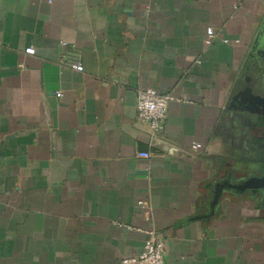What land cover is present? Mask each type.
Instances as JSON below:
<instances>
[{
  "label": "crops",
  "instance_id": "obj_1",
  "mask_svg": "<svg viewBox=\"0 0 264 264\" xmlns=\"http://www.w3.org/2000/svg\"><path fill=\"white\" fill-rule=\"evenodd\" d=\"M150 86L175 97L155 137ZM240 93L264 97V0H0V264H117L146 231L165 264H264V189L236 187L264 174V113Z\"/></svg>",
  "mask_w": 264,
  "mask_h": 264
},
{
  "label": "built area",
  "instance_id": "obj_2",
  "mask_svg": "<svg viewBox=\"0 0 264 264\" xmlns=\"http://www.w3.org/2000/svg\"><path fill=\"white\" fill-rule=\"evenodd\" d=\"M215 34L211 27L207 29L204 39L205 45H210ZM62 46H66V41H61ZM26 53L33 54L35 49L31 46L24 49ZM60 65L77 72L84 71L82 54L78 50H71L70 53L62 52L60 55ZM57 96H61V91H56ZM175 97L168 92H161L155 87H146L137 92L136 117L149 125L150 135L155 137L164 130L168 103ZM200 144L194 143L192 148H200ZM140 157L148 158L150 151H141ZM117 264H165L164 262V242L157 238L154 232L146 231V238L139 253L125 255L121 257Z\"/></svg>",
  "mask_w": 264,
  "mask_h": 264
},
{
  "label": "water",
  "instance_id": "obj_3",
  "mask_svg": "<svg viewBox=\"0 0 264 264\" xmlns=\"http://www.w3.org/2000/svg\"><path fill=\"white\" fill-rule=\"evenodd\" d=\"M241 101H246L247 103H252L256 107V111L259 109L262 110L264 113V97L260 95H255L252 93L244 94L240 93ZM243 103V102H240ZM257 104V105H256ZM240 190L244 189H252V190H259L264 189V174L261 177H251L245 181L244 184L236 186Z\"/></svg>",
  "mask_w": 264,
  "mask_h": 264
}]
</instances>
